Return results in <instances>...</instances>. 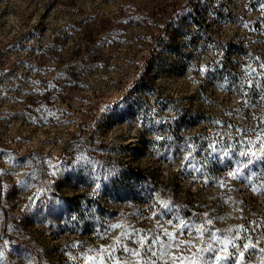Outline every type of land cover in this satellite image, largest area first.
Listing matches in <instances>:
<instances>
[{
  "label": "rangeland",
  "instance_id": "1",
  "mask_svg": "<svg viewBox=\"0 0 264 264\" xmlns=\"http://www.w3.org/2000/svg\"><path fill=\"white\" fill-rule=\"evenodd\" d=\"M261 63L264 0H0L3 257L93 264L88 250L119 232L105 227L125 221L149 236L177 217H211L222 233L264 224V191H252L264 153L227 175L248 159L240 150L257 151L247 140L264 118ZM237 128L250 130L244 142ZM40 162L50 179L38 185Z\"/></svg>",
  "mask_w": 264,
  "mask_h": 264
},
{
  "label": "snow or ice",
  "instance_id": "2",
  "mask_svg": "<svg viewBox=\"0 0 264 264\" xmlns=\"http://www.w3.org/2000/svg\"><path fill=\"white\" fill-rule=\"evenodd\" d=\"M260 68L264 69V63L260 64ZM255 71V70H253ZM251 77V73H249ZM251 86V79L248 80ZM259 87V85H256ZM260 99L264 101V88H261ZM212 123L221 124L220 120H214ZM226 127H234L231 124ZM240 135V142H244L249 136L250 130L235 129ZM252 135L256 136V140H247L250 146H256L257 151H253L252 147L246 150H240V157L248 158L245 162L237 161L235 170L228 172V177H237L241 170L253 163L252 158L260 159L257 152L264 153V118H261L260 134L251 131ZM220 140H223V134L216 133ZM229 139L231 137L229 136ZM191 151H195L191 145L188 146ZM209 148L215 152L220 150L222 155L228 157L232 154L234 145L224 144L219 146L217 141H211ZM191 151L189 156H191ZM200 171L199 169H195ZM264 177V173L260 174ZM207 182V181H206ZM220 186H225V181H219ZM27 186V185H26ZM264 191V184L252 186V191ZM160 205L168 212H172L169 201H161ZM175 229L170 230L164 225H159L157 230L151 236L144 230L131 228L127 222H118L109 224L105 227L104 232L108 233L112 230H119L115 237H111L112 242L107 245H101L98 249H89L86 253V258L93 264H251L248 260V255L256 250L257 245L261 240H264V230H261L258 235L257 229H264V224H241L237 226V230L229 229L226 233H222L219 229L213 230L214 221L211 217L202 219L197 223L185 222L177 217V224L172 220L166 222ZM207 234V235H206ZM98 238L103 239L104 236L97 233ZM190 236L194 239H185L183 237ZM194 241H199L200 247H196ZM195 248L196 251L189 255H184L186 250ZM261 253H264V246L259 248ZM205 253L211 255L205 256ZM3 259V252H0V260Z\"/></svg>",
  "mask_w": 264,
  "mask_h": 264
},
{
  "label": "trees",
  "instance_id": "3",
  "mask_svg": "<svg viewBox=\"0 0 264 264\" xmlns=\"http://www.w3.org/2000/svg\"><path fill=\"white\" fill-rule=\"evenodd\" d=\"M93 159H95V158H93ZM64 161V163H66V162H69V161H71V159H69V160H66V159H64L63 160ZM95 161V163H97V159H95L94 160ZM101 161H98V163H100ZM33 164L35 165L36 164V161L34 160L33 161ZM36 168H37V172H36V174L38 175L37 176V179L35 180L36 182H37V184L38 185H41L42 184V180L43 181H49V179H50V174L45 170V166H44V164L43 163H41L40 162V164H38V165H36ZM108 171L111 173L110 174V180H112L113 181V179H114V176H115V172L113 173L112 172V169H111V166H108ZM41 179V180H38L39 178ZM40 212L42 211V210H39ZM8 227L7 226H5V229H3L2 230V232L4 233L3 235H5L6 237H7V229ZM8 238V237H7ZM9 240H11L12 241V244H10L11 246L13 245V246H15V247H25L24 245V242L23 241H21V240H19V239H15L14 237H10V238H8ZM4 241L3 240H1V238H0V244L2 245V246H4ZM248 255V260H250V262H251V264H255L254 263V261L252 260V257L249 255V254H247ZM38 257V256H37ZM0 264H12V262L10 261V259L9 258H7V257H3V259L2 260H0ZM35 264H42L41 263V260H38Z\"/></svg>",
  "mask_w": 264,
  "mask_h": 264
}]
</instances>
